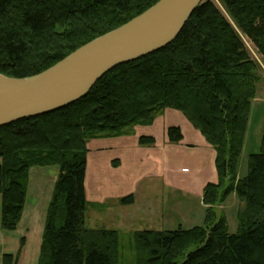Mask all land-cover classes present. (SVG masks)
<instances>
[{
    "label": "trees",
    "instance_id": "trees-1",
    "mask_svg": "<svg viewBox=\"0 0 264 264\" xmlns=\"http://www.w3.org/2000/svg\"><path fill=\"white\" fill-rule=\"evenodd\" d=\"M160 0H0V73L37 75ZM205 0L168 46L105 74L83 99L0 128L1 226L17 229L29 170L58 165L38 264H118L120 232L86 226L87 142L131 134L166 109L181 111L216 151L218 181L204 188L203 225L133 234L136 264H264V125L260 148L238 178V160L261 78L243 37L264 59V0ZM171 142L181 127L168 129ZM139 143L152 146L153 136ZM236 193L246 207L231 234L214 207ZM135 202L133 194L122 205ZM4 255L3 264H16Z\"/></svg>",
    "mask_w": 264,
    "mask_h": 264
},
{
    "label": "crops",
    "instance_id": "crops-1",
    "mask_svg": "<svg viewBox=\"0 0 264 264\" xmlns=\"http://www.w3.org/2000/svg\"><path fill=\"white\" fill-rule=\"evenodd\" d=\"M262 84L260 80L258 87ZM172 126L181 127L180 142L169 140L168 129ZM141 136H153L156 143L143 146L139 143ZM87 147L85 186L89 205L86 214L90 210L95 215L114 209H140L139 202L144 200L145 208L151 209L147 211L156 212L157 219L165 221L171 219L178 202L187 203L196 198L205 207L204 188L218 181L215 149L176 109H166L153 124L136 126L131 134L92 138ZM59 173L58 165L30 168L19 228L4 234L0 240V264L4 255L17 253L23 237L26 244L18 264H38L48 208ZM179 192L185 201L178 200ZM129 194L134 195L135 202L122 205L121 198Z\"/></svg>",
    "mask_w": 264,
    "mask_h": 264
},
{
    "label": "water",
    "instance_id": "water-1",
    "mask_svg": "<svg viewBox=\"0 0 264 264\" xmlns=\"http://www.w3.org/2000/svg\"><path fill=\"white\" fill-rule=\"evenodd\" d=\"M204 1L160 0L37 75L14 78L0 73V128L74 104L112 69L162 50Z\"/></svg>",
    "mask_w": 264,
    "mask_h": 264
},
{
    "label": "rangeland",
    "instance_id": "rangeland-1",
    "mask_svg": "<svg viewBox=\"0 0 264 264\" xmlns=\"http://www.w3.org/2000/svg\"><path fill=\"white\" fill-rule=\"evenodd\" d=\"M215 2L222 10V12L225 13L227 17H229L219 0H215ZM243 39L250 52L251 57L257 62L259 66V76L263 84L260 87H258L257 85V96L255 100H253L249 126L247 130L248 132L246 133L248 135L247 137L245 136L246 140L244 142L243 150L238 160L237 180L239 178L246 177L248 173L249 156L250 154L257 153L259 151V143L261 142L264 125V59L258 52L256 46L249 39H247L246 37H243ZM136 126H134L133 129ZM178 194V200L185 201V198L181 196V193L179 192ZM186 202L187 203L178 202L175 206V209L172 211L171 219H166L165 221H159L157 219L158 217L156 216V212H150L151 209L145 208L147 204L144 203V200L139 202L141 206L140 209H128L127 211H116L115 209H111L113 211L95 213V215L91 214L90 210L86 214V226L89 228H106L118 230L120 232L118 264H136V252L133 246V234L136 231L145 229L174 230L180 226L184 229H190L194 226L203 225L205 220V209H207L208 206L204 204V207L196 198H192V201H190L189 199ZM242 203L245 202L241 201L236 193H231L226 198L225 202L219 203L214 207V210L216 211L218 217H225L228 231L231 234L236 233L239 229V214L243 212L246 207L245 204L244 208H242ZM147 210L150 211L148 212ZM1 211L2 195L0 193V240L3 239L4 234H9L8 232H15L19 228L17 227V229L14 231L3 229L1 226ZM137 211L139 213H137ZM16 255L17 253L14 255V257H16ZM20 258L21 255L19 256L16 264H18Z\"/></svg>",
    "mask_w": 264,
    "mask_h": 264
}]
</instances>
